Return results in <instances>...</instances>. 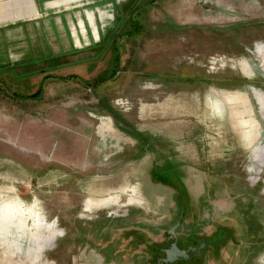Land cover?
<instances>
[{"label":"rangeland","instance_id":"obj_1","mask_svg":"<svg viewBox=\"0 0 264 264\" xmlns=\"http://www.w3.org/2000/svg\"><path fill=\"white\" fill-rule=\"evenodd\" d=\"M33 1L0 5V264H264V1L139 0L99 86L133 5Z\"/></svg>","mask_w":264,"mask_h":264},{"label":"trees","instance_id":"obj_2","mask_svg":"<svg viewBox=\"0 0 264 264\" xmlns=\"http://www.w3.org/2000/svg\"><path fill=\"white\" fill-rule=\"evenodd\" d=\"M139 0H128L125 2V7L127 8H130L132 5L133 7L130 9L129 11V18H128V22H129V25H130V30L129 31H124L123 32H119L117 33V31L120 30V26L122 24V21L120 23H115L114 26L115 28L110 31L108 33V35H111L112 36H106V37H103L101 39L100 42H102L100 45H102V48H103V45H111L114 47V59H113V64H112V68H109L105 71V73H103V75L101 74L100 77L98 76L97 79L94 81L93 85L94 86H99L103 83H105L106 81L108 80H111L114 78V76L116 75V72L119 71V66H120V43L118 42V38L121 37V36H124V35H132V33H134L137 25L134 23V19H132V16L135 12V8L139 6L140 3H138ZM150 1H153V2H156L157 0H150ZM146 2V1H145ZM144 2V3H145ZM128 3V4H127ZM147 3V2H146ZM135 5V6H134ZM116 31V32H115ZM53 58H56V56L50 58V59H53ZM2 69V74L3 73H11L12 71L9 69V67L7 66H2L0 68V70ZM33 74V73H31ZM36 75V73H35ZM25 75H21L20 77H24ZM56 75H45L41 78L40 80V84H39V87L35 90V92L29 94V95H23V94H20V93H15V92H9V95L12 96V98L16 99L18 97H23L25 99H28V98H35V97H42L43 95V92H42V87H43V84H45V82L48 80V78H52V77H55ZM58 80H61V81H64V80H69V79H83L82 77L76 75V74H67V75H58L57 76ZM4 89L7 90L8 88L4 85Z\"/></svg>","mask_w":264,"mask_h":264},{"label":"water","instance_id":"obj_3","mask_svg":"<svg viewBox=\"0 0 264 264\" xmlns=\"http://www.w3.org/2000/svg\"><path fill=\"white\" fill-rule=\"evenodd\" d=\"M179 222L175 223L172 227L168 229V234L172 235L173 241L170 243V246L166 249H164V254L165 256L163 258H160L161 262L165 263H171L178 258H187L188 257V252L194 251L196 248L193 246H189L187 249H181L177 245V237L175 233V229L178 226ZM203 246V244H200V248Z\"/></svg>","mask_w":264,"mask_h":264},{"label":"crops","instance_id":"obj_4","mask_svg":"<svg viewBox=\"0 0 264 264\" xmlns=\"http://www.w3.org/2000/svg\"><path fill=\"white\" fill-rule=\"evenodd\" d=\"M7 1H10L11 3H7ZM0 0V5L1 4H9L10 7L12 5V7L10 9H7V11H4V16L5 17H9L10 19L11 18H17V17H23L27 14V12H29L30 10V7H31V10H32V13L35 11L34 10V1L33 0H30V3L28 0ZM28 1V2H27ZM128 1V0H127ZM21 2V7L22 8H19V3ZM111 2H114L113 0H111ZM26 4V5H25ZM115 5V4H114ZM117 5V4H116ZM16 7V8H15ZM28 9V10H27ZM14 10V11H13ZM28 15V14H27ZM26 15V16H27ZM32 15V14H30ZM28 15V16H30ZM3 17V14L1 13L0 14V21H1V18ZM2 67V65L0 66V68Z\"/></svg>","mask_w":264,"mask_h":264},{"label":"flooded vegetation","instance_id":"obj_5","mask_svg":"<svg viewBox=\"0 0 264 264\" xmlns=\"http://www.w3.org/2000/svg\"><path fill=\"white\" fill-rule=\"evenodd\" d=\"M190 246H193V247H195L196 249L194 250L196 253H199V249L195 246V243L194 244H192V245H190ZM189 246H187L186 248H184V249H187ZM191 251V250H190ZM180 258H182V257H180ZM180 258H178V259H180ZM183 259H185V258H183Z\"/></svg>","mask_w":264,"mask_h":264},{"label":"bare ground","instance_id":"obj_6","mask_svg":"<svg viewBox=\"0 0 264 264\" xmlns=\"http://www.w3.org/2000/svg\"><path fill=\"white\" fill-rule=\"evenodd\" d=\"M264 1V0H263ZM242 2H244V1H242ZM251 4V3H250ZM237 8V7H236ZM260 8V7H259ZM236 11V10H235Z\"/></svg>","mask_w":264,"mask_h":264}]
</instances>
